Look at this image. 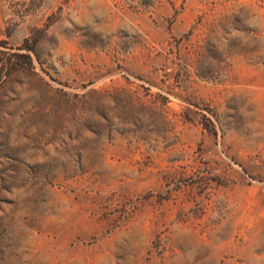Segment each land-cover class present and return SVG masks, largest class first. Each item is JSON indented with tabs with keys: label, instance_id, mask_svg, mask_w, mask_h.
Wrapping results in <instances>:
<instances>
[{
	"label": "rangeland",
	"instance_id": "rangeland-1",
	"mask_svg": "<svg viewBox=\"0 0 264 264\" xmlns=\"http://www.w3.org/2000/svg\"><path fill=\"white\" fill-rule=\"evenodd\" d=\"M0 264H264V0H0Z\"/></svg>",
	"mask_w": 264,
	"mask_h": 264
}]
</instances>
